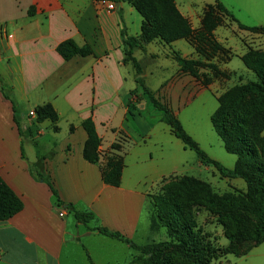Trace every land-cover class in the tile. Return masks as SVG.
Returning a JSON list of instances; mask_svg holds the SVG:
<instances>
[{
    "label": "crops",
    "instance_id": "obj_1",
    "mask_svg": "<svg viewBox=\"0 0 264 264\" xmlns=\"http://www.w3.org/2000/svg\"><path fill=\"white\" fill-rule=\"evenodd\" d=\"M216 1L175 0L194 29L200 27V15ZM218 1L241 24L264 27V0ZM108 3L0 0V76L17 101L15 110L0 85V175L24 203L20 213L0 223V264H15L4 259L3 252L6 240L18 238L25 242L32 264H63L68 245L83 248L93 260L91 264H113L102 245L95 247L97 241L89 246L81 241V237L97 239L101 234L90 228L84 235L75 234L71 227H79L81 223L71 220L70 213L55 204L49 185L34 176L31 167L41 161L40 171L51 177L66 204L91 211L101 221L100 226L132 237L138 231L149 190L167 177L202 164L199 158L194 159L193 151L185 147L172 127L161 120V113L145 88L167 104L186 129L180 115L184 108L195 100L204 101L208 93L218 101L224 92L220 91L221 86H234L244 72L248 73L242 61L247 48L236 51L237 42L227 38V32L232 31L238 39L248 36L264 41V35L243 30L236 21L223 16L228 17L229 26H219L214 33L225 48L236 52L235 58L245 68L235 67L233 59L219 65L227 77L204 85L201 80L183 73L175 59L176 52L186 59L199 58L188 40L166 44L157 39L134 50L133 56L142 70L139 74L132 61L125 62L122 33L126 31L129 36L138 37L142 20H137L140 31L132 33L134 22L129 14L133 13V6L114 2L115 10H109ZM32 7L33 15L29 13ZM69 39L81 47L90 46L93 54L66 61L57 47ZM140 95L144 98L139 99ZM48 103L59 115L58 132L54 131L51 121L37 123L36 115L30 116L36 107ZM133 104H139V109ZM149 105L153 110H149ZM90 117L102 138V158L111 154L112 144L121 145L118 153L124 157L125 168L119 187L105 184L100 166L84 158L88 135L82 122ZM19 126L24 133L21 134ZM48 128L54 136L41 144L39 139L49 137ZM187 132L199 142L190 130ZM25 135L30 137L28 144H25ZM210 157L228 168H233L237 161V156L223 153L220 157ZM263 245L229 264H264L263 250L251 260L246 258Z\"/></svg>",
    "mask_w": 264,
    "mask_h": 264
},
{
    "label": "trees",
    "instance_id": "obj_2",
    "mask_svg": "<svg viewBox=\"0 0 264 264\" xmlns=\"http://www.w3.org/2000/svg\"><path fill=\"white\" fill-rule=\"evenodd\" d=\"M131 5L142 16L141 34L138 37L129 36L123 31L124 52L126 55L125 62L132 61L137 72L141 74V66L134 58L133 53L136 48H143L155 40H160L166 44H171L181 39H195L197 53L206 56L208 46L213 53H226V48L220 43L212 42L213 32L222 24L223 16L230 17L236 21L243 30L251 32L264 33V27H248L236 20L233 14L220 2L216 1L205 10L203 16L202 28L196 30L192 27L188 18L179 10L175 0H130ZM159 9L160 12L158 13ZM34 14L32 7L29 12ZM199 42H198V40ZM57 52L63 59L69 61L76 56H90L93 51L90 46H79L74 40L69 39L60 43ZM178 61L181 71L187 73L208 85L209 78H205L201 73L202 60L186 59L178 52L174 54ZM245 66L253 71L257 80L248 83H238L232 89L219 97V106L211 116V122L214 130L224 143L225 150L237 156V161L233 168H228L221 162L211 158L199 145V143L186 131L179 118L173 110L167 105L160 102L155 93L145 88V93L150 101L161 113V120L170 125L175 135L183 141L185 147L194 151L201 163L204 165H213L222 176L229 178H242L247 184V193L244 198L243 208L249 211L255 221L251 225V236L254 241L253 247L249 252L262 243H264V109L258 116L251 118L250 114H244L235 110L237 103H245L248 95H255V98L264 102V51H255L250 49L242 56ZM215 68V67H214ZM218 77H226L227 73L216 69ZM143 85V80H138ZM0 85L7 98L10 87L7 86L0 76ZM139 96V95H138ZM139 99L144 97L140 95ZM16 110V101L11 100ZM135 109H139V104H133ZM141 112V111H140ZM36 122L51 121L53 129L58 132L59 115L51 104H45L35 108ZM82 126L88 135L84 149V158L100 166L102 179L105 184L119 187L122 183L123 171L125 168L124 157L118 152L121 150L119 143L111 146V154L104 155L102 158L101 146L102 138L100 137L94 120L90 117L82 122ZM21 134L24 133L19 126ZM74 128L71 127V130ZM23 156L24 150H23ZM42 162L36 163L31 167V172L37 178L45 180L49 185L55 204L62 207L69 213L74 214L79 223L89 224L96 220V215L91 211H82L77 209L74 204H66L60 197L54 182L50 176L43 174L41 169ZM185 192L195 200L197 197L198 180L191 176H184L182 179ZM204 204L207 206L226 207L227 203L217 195H209L205 198ZM154 205L158 208V219L168 229L173 241L172 244H151L146 246H135L138 251L151 255L153 264H159L158 256L163 252L166 245H173L180 248L190 258L194 264H206L212 255V249L202 237L195 231L192 223V215L186 210V207L171 199L168 194L154 197ZM24 208L23 200L16 194L11 186L0 175V223L5 222ZM240 220L239 216H230L225 225L235 224ZM93 230L98 231L101 235L131 243V240L119 231L111 230L105 226H97ZM248 252V253H249ZM247 253V254H248Z\"/></svg>",
    "mask_w": 264,
    "mask_h": 264
},
{
    "label": "rangeland",
    "instance_id": "obj_3",
    "mask_svg": "<svg viewBox=\"0 0 264 264\" xmlns=\"http://www.w3.org/2000/svg\"><path fill=\"white\" fill-rule=\"evenodd\" d=\"M99 1H102L104 4L108 2H123L129 3L131 5L130 0ZM181 1L189 2L191 0ZM132 10L133 13L129 14L131 21L134 22V24H132L133 27L131 31L132 33H136L140 31L139 22H137V20L143 21V18L134 7ZM160 10L162 9H156L158 13ZM204 14L205 11L200 15L202 16L200 20V27L196 30L202 28ZM226 20H229L228 17L225 19L223 17L222 24L220 26H229V23ZM137 25L138 27H136ZM134 27H136V29ZM214 32L212 42H218L224 46V42L221 43ZM252 33L264 35V33L261 32ZM227 35V38L237 42L234 44L235 47L237 46V48H235L236 51H240L245 47L247 48L245 54L250 49L255 51H264L263 40H254L248 36H239L240 39H238V37H236L232 31H228ZM188 41L196 50L197 46L195 39H188ZM226 49V53H213L212 49L208 46L206 49V56L203 57L198 54L199 58L196 60H202L203 62L201 73L204 74L205 78L210 79L208 85H210L214 80L221 78V76L218 77L216 75V69L219 67V65L222 66L234 59L233 63L235 67L245 68L242 61L235 58L237 56L236 52H234L233 49ZM245 70H247L248 73L244 72L245 74L241 75V80L238 81L239 83H248L250 81L257 80V76L253 71L248 69ZM234 81L235 80H233V82ZM232 88L233 86H221L219 89L221 92L224 90V92L220 96ZM8 96L10 97V100L16 101L10 92L8 93ZM255 97V95H248L245 103L236 104L235 110H239L244 114H250L251 118L258 116V114L262 112L261 110L264 109V102ZM217 107L218 101L216 100L215 96L212 93H208L204 101L199 102L198 100H195L190 106L184 108L180 115L185 123L186 130H190L195 135V137H197L199 140V145L204 148L203 150L206 153L215 157H220V153H223L227 156L236 158L235 155H231L225 150L221 138L218 136L211 123V114L216 110ZM149 110H153V107H150V105ZM149 110L145 112V115ZM47 132H49V137L47 136L48 138L44 137L39 139L41 144L46 143L47 139L54 136V133L50 128L47 129ZM262 135L264 136V131L262 132ZM25 138V144H28L30 137L25 135ZM40 152L44 154L46 153L45 151ZM192 154L194 159H198V156L194 151ZM185 171L182 172V174L165 178L163 181L155 184L154 187L149 190L137 233L132 237H128L123 234L131 240V243H124L104 235H98L97 239L90 238L93 236L81 237V241L86 243V246H89L93 241H97L95 242V247L100 248L102 245V247L105 249L104 251H106L107 255L109 256L108 258L112 259L113 264H153L151 262V255L145 254L142 251H138L134 247L160 243L172 244L175 242L170 236L168 229L161 221H156V223L154 222L158 219V208L154 205V197L168 194L171 199L174 200V202L177 201L186 207L189 215H192L191 219L193 225L195 226V231L200 235V237L204 239L207 244H209V247L212 249V255L209 257V260L206 262V264H229L239 261L241 257L247 255L249 250L254 245V241L251 236V225L254 223L255 219L249 211H246L243 208L244 198L247 193L246 182L242 178H229L222 176L213 165L199 164L198 166L195 165L193 170ZM184 176H191L198 180L199 185L197 187V197H195V200L191 198V196H188L185 192V186L182 182ZM209 195L219 196L221 199L226 201L227 206L220 207L218 205L217 207H212L205 205V198ZM230 216H239L240 220L235 224L225 225V221ZM70 219H76L74 214L70 213ZM100 225L101 221L98 219L91 221L89 224L81 223L79 227L73 226L71 227L72 229H70L75 234L84 235V233L87 232L89 228L91 231L97 232L93 230V228ZM115 246H118L119 248H116ZM74 247L69 245L67 246V254L63 259V264H91L93 262L91 257H89L83 248L80 249L78 246L75 248ZM261 250L264 251V245L250 253L249 256L246 257L247 260H251L255 255H258ZM72 251L75 252L71 253ZM162 251L163 252L158 256L159 264H194L183 252V250L178 247L166 245L163 247ZM3 253L4 259L10 260L15 264H22L23 262L32 264L33 259L27 253V247L23 239L18 238L6 240ZM241 260L246 259L243 258Z\"/></svg>",
    "mask_w": 264,
    "mask_h": 264
},
{
    "label": "built area",
    "instance_id": "obj_4",
    "mask_svg": "<svg viewBox=\"0 0 264 264\" xmlns=\"http://www.w3.org/2000/svg\"><path fill=\"white\" fill-rule=\"evenodd\" d=\"M107 8H108L109 10H114V9L116 8V6H115V4H114L113 2H109V3L107 4ZM31 115H34V112H32Z\"/></svg>",
    "mask_w": 264,
    "mask_h": 264
}]
</instances>
